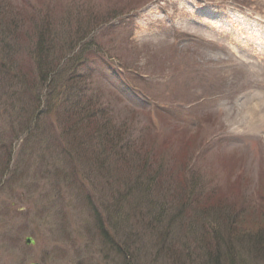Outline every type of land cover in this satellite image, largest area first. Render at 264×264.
Segmentation results:
<instances>
[{"label": "rangeland", "instance_id": "rangeland-1", "mask_svg": "<svg viewBox=\"0 0 264 264\" xmlns=\"http://www.w3.org/2000/svg\"><path fill=\"white\" fill-rule=\"evenodd\" d=\"M218 260L264 264V0H0V264Z\"/></svg>", "mask_w": 264, "mask_h": 264}, {"label": "trees", "instance_id": "trees-1", "mask_svg": "<svg viewBox=\"0 0 264 264\" xmlns=\"http://www.w3.org/2000/svg\"><path fill=\"white\" fill-rule=\"evenodd\" d=\"M45 27V28H44ZM44 27L42 26V28H41V30L38 32L37 30H35V31H31L30 29H28V31L29 32H31V34L29 33V35H31V37H33V33L34 34H37V45H36V55L38 56V58L39 59H41L44 63L42 64L41 63V66L42 67H44V65L47 63V61L45 60V59H47L48 57H49V55H51V49L52 48H50L49 46H53V41H51V37H48L47 35H46V33L49 31V29L51 28L50 27V24H48V26H46V25H44ZM45 30H47V32H45ZM55 46V45H54ZM46 66V65H45ZM50 66V65H49ZM54 71H53V73L55 72V70H57V68H58V66L57 65H51L50 66ZM47 68H48V66H47ZM44 75H46V77H47V73L46 72H44ZM49 76V75H48ZM51 76V75H50ZM68 80H69V78H68ZM102 132L106 135L105 136V138H106V141H108L107 139V134H108V132L106 133V131L105 130H102ZM86 135V134H85ZM84 140H87L86 138L84 139ZM105 140L103 141V142H106ZM263 219V218H262ZM238 222H239V219H238ZM236 225H237V223H236ZM232 229V228H231ZM238 232V230L237 229H232L231 231H230V237H229V240L228 241H226V245L228 246V248L231 250L233 247L232 246H235V245H238V243H237V241H238V239H237V233ZM209 244V243H208ZM209 247V246H208ZM257 248H258V246H257ZM209 249V248H208ZM211 249H213L212 247H210V250ZM216 250L219 252V250H220V248L217 246V248H216ZM231 252H233V251H231ZM221 254H222V252H219V253H217V257H219V256H221ZM219 261V260H218ZM215 262V264H219L220 263V261L219 262H216V261H214Z\"/></svg>", "mask_w": 264, "mask_h": 264}]
</instances>
